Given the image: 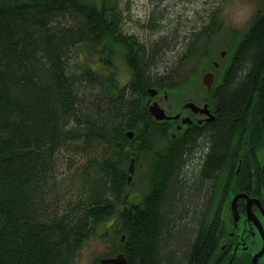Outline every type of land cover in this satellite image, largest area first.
Listing matches in <instances>:
<instances>
[{
  "label": "trees",
  "instance_id": "1",
  "mask_svg": "<svg viewBox=\"0 0 264 264\" xmlns=\"http://www.w3.org/2000/svg\"><path fill=\"white\" fill-rule=\"evenodd\" d=\"M117 3L0 0V264H75L92 227L106 238L111 219L121 221L119 232L111 229V257L204 264L214 246L204 204L217 171L264 149V0L219 69L212 43L223 25L214 8L186 44L171 47L172 64L153 70L166 38L146 44L122 33ZM81 47L99 60L75 71L68 59ZM116 53L129 70L124 85L110 69ZM202 68L219 74L210 90ZM196 83L215 120L203 132L173 136L171 125L150 115L148 90L171 98ZM64 150L84 159L71 199L56 177ZM131 158L146 193L139 207L123 211Z\"/></svg>",
  "mask_w": 264,
  "mask_h": 264
},
{
  "label": "rangeland",
  "instance_id": "2",
  "mask_svg": "<svg viewBox=\"0 0 264 264\" xmlns=\"http://www.w3.org/2000/svg\"><path fill=\"white\" fill-rule=\"evenodd\" d=\"M117 2V10L120 11L121 15L120 27L122 33L135 35L140 42L146 44H150L161 37L166 38L167 50L161 51L157 61L155 60L158 68L153 69L160 70L159 68L163 66L162 63L165 65L174 60L175 53L170 50L171 47L173 45L179 47L182 41L185 42V38L190 35L192 30L200 25L201 16L207 17V12L209 13L212 8L217 11L223 25L222 32L217 35L212 43V62L216 63L217 69H219L221 63L227 61V56L238 39L249 27L253 16L261 7L262 0H117ZM150 20L153 22L156 20L159 24L154 26L158 27L150 28ZM222 51H224V55L219 56ZM88 57H90V60ZM122 57L123 54L120 56L116 53L109 58L110 69L114 71L119 85H124L129 80V70ZM98 60L99 56L96 50L88 52L83 47L77 51V54L70 55L68 59L70 66L75 71L79 70L78 67L82 65L81 62L93 66ZM190 67L188 66V68ZM208 71L217 74V76L219 75L215 70L206 68L201 69L200 75L202 76L204 72ZM100 73L103 76L108 74L106 69H102ZM186 89V91L181 90L174 93L173 100L181 97L197 102L205 96L206 89L201 84L196 83ZM85 92L88 93L87 90ZM93 92H96V90ZM56 160V177L61 182L59 186L60 193L63 195V190H67L64 191V197L66 196L65 199H71L76 195L74 192L69 195V191L78 190L76 179L78 174L75 170L78 164L80 165L84 161L83 156L67 154L64 150ZM92 228L96 233L85 242L75 259V264H99L101 259L111 257L109 242V238L112 236L111 228L105 230L109 232L106 238L102 236L103 229Z\"/></svg>",
  "mask_w": 264,
  "mask_h": 264
},
{
  "label": "flooded vegetation",
  "instance_id": "3",
  "mask_svg": "<svg viewBox=\"0 0 264 264\" xmlns=\"http://www.w3.org/2000/svg\"><path fill=\"white\" fill-rule=\"evenodd\" d=\"M155 90L154 96L149 95L147 105L156 103L167 116H178L163 120L171 125L173 136L176 132L190 133L192 128L203 132L214 122L210 98L191 101L199 108L206 106L208 113H205L191 110L186 106L190 101L185 98L173 100L165 92ZM247 157L244 163L228 168L221 166L217 171L210 199L204 204L206 227L211 228L214 238V246L204 264H264V149L252 148ZM139 179L134 170L126 187L142 191L145 197V182L142 178L140 184ZM109 228L115 231L114 223Z\"/></svg>",
  "mask_w": 264,
  "mask_h": 264
},
{
  "label": "water",
  "instance_id": "4",
  "mask_svg": "<svg viewBox=\"0 0 264 264\" xmlns=\"http://www.w3.org/2000/svg\"><path fill=\"white\" fill-rule=\"evenodd\" d=\"M224 55V51L220 53V56ZM215 66H217L215 64ZM214 81V76L212 72H204L201 76V83L203 86L206 87L207 90H210L212 87ZM148 93L150 96H154L156 94L155 89H149ZM187 107L191 108L193 111L200 110L202 112L208 113L207 107L199 108L195 103L193 102H188L186 104ZM148 110L150 115L155 119V120H167V119H176L178 116H167L162 108H160L156 103H152L151 105L148 106ZM185 122V121H184ZM127 136L131 138L133 136L132 131L127 132ZM134 155V154H133ZM135 170V162L134 158L130 159L129 166H128V178H127V184L131 181V178L134 174ZM144 199V193L140 190L132 191L129 187H125L122 189V201L121 204L123 206V211H127L128 208H136L139 207L140 204L142 203ZM235 200V198H234ZM92 223V222H91ZM114 223V219H111L109 222L105 223L103 225L104 229L109 228L112 224ZM121 228V221L118 220V222L115 225L114 230L118 232ZM124 239V237H121V241ZM101 264H126L127 261L122 253L116 254L114 257H108L104 258L100 261Z\"/></svg>",
  "mask_w": 264,
  "mask_h": 264
}]
</instances>
